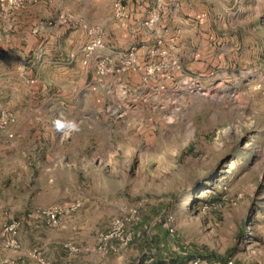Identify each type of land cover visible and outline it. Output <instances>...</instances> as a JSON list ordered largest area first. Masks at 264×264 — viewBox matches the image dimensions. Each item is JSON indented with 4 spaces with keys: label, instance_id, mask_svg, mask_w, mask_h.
Wrapping results in <instances>:
<instances>
[{
    "label": "rangeland",
    "instance_id": "obj_1",
    "mask_svg": "<svg viewBox=\"0 0 264 264\" xmlns=\"http://www.w3.org/2000/svg\"><path fill=\"white\" fill-rule=\"evenodd\" d=\"M118 1L0 0V264H264V0H155L108 55Z\"/></svg>",
    "mask_w": 264,
    "mask_h": 264
},
{
    "label": "crops",
    "instance_id": "obj_2",
    "mask_svg": "<svg viewBox=\"0 0 264 264\" xmlns=\"http://www.w3.org/2000/svg\"><path fill=\"white\" fill-rule=\"evenodd\" d=\"M154 1L155 0H126L130 19L127 21L116 19L115 27L108 31L106 39L108 55L110 53H114L115 50H119L120 48L125 50L128 49L132 45V42L139 38V35L143 32V28L141 27L138 19L144 15L150 5L155 6ZM178 1L179 3L176 5L174 4L173 6L172 3L175 2V0H161L159 2V7L161 8L160 13L167 10L168 14L176 15L177 10H179L178 8L183 7V9H186L189 7L187 0ZM154 32L155 36L158 31L154 30ZM141 51V48L137 49L139 61L142 58ZM111 60L113 62V60H117V57L115 58L111 56ZM61 64L59 62L46 60L43 61L40 67H37V63L34 65V69H36L34 77L37 80V90L40 92L44 90L51 93L57 92L62 95L74 92V94L78 95V89H83L86 82L85 68H83L82 63H80L78 58L70 64ZM45 67L49 71L48 74L43 73L45 71ZM10 109L13 111L12 108ZM27 151L28 149L25 150L26 153ZM26 153H22L23 156H26Z\"/></svg>",
    "mask_w": 264,
    "mask_h": 264
},
{
    "label": "built area",
    "instance_id": "obj_3",
    "mask_svg": "<svg viewBox=\"0 0 264 264\" xmlns=\"http://www.w3.org/2000/svg\"><path fill=\"white\" fill-rule=\"evenodd\" d=\"M114 13H115V16L118 17L119 19L127 18L128 13H127V10H126L125 6L122 3V0H119L118 2L115 3V5H114ZM102 46H103V42H102L101 37L96 36V37H94L92 43L87 46L86 50H87V52H92L93 50H95L97 48H101ZM104 70L108 71L110 69L109 68L100 69V71H104ZM4 121H5L4 117H1L0 118V128L1 129L5 125ZM48 223L50 225H56L57 224L56 215L54 213H52L50 215V217L48 218ZM122 227H123L122 221L117 220L114 223V229L116 228V230L119 231V230L122 229ZM14 228H15V225H11L10 227L6 228V231L7 232H14ZM111 237H112V235L110 237H107L106 239H109ZM120 240H121V242L123 244H126L127 241H128V238L120 237ZM194 264H197V263H194ZM204 264H206V263L204 262ZM229 264H231V263H229Z\"/></svg>",
    "mask_w": 264,
    "mask_h": 264
}]
</instances>
